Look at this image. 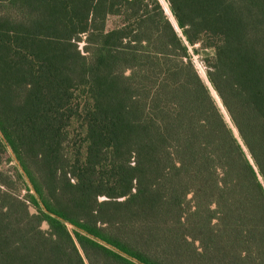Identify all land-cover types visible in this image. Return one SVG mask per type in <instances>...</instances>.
Wrapping results in <instances>:
<instances>
[{
	"label": "trees",
	"instance_id": "obj_1",
	"mask_svg": "<svg viewBox=\"0 0 264 264\" xmlns=\"http://www.w3.org/2000/svg\"><path fill=\"white\" fill-rule=\"evenodd\" d=\"M165 1L0 0V264H264V0Z\"/></svg>",
	"mask_w": 264,
	"mask_h": 264
},
{
	"label": "rangeland",
	"instance_id": "obj_2",
	"mask_svg": "<svg viewBox=\"0 0 264 264\" xmlns=\"http://www.w3.org/2000/svg\"><path fill=\"white\" fill-rule=\"evenodd\" d=\"M160 6L162 7L166 17L169 19V15L167 14L165 8H164V3L165 2L168 5L167 1L165 0H157ZM123 0H111V12L109 14V19H108V28H113L116 23L120 20L118 17L121 11ZM170 8V7H168ZM170 11V10H169ZM171 13V12H170ZM172 24V23H171ZM173 25V24H172ZM175 30L178 32V35L180 38H182L183 41H185L181 30L179 31L178 26L175 27ZM82 46V44H80ZM195 48H198V46H195ZM193 47L188 46V51L191 56L192 62L200 76V78L204 81L205 83V78H206V73H205V55L211 53L210 50H206L203 52H200L198 54H195L193 52ZM207 79V78H206ZM206 84V83H205ZM207 85V84H206ZM210 90V89H209ZM81 89L75 90L74 91V100L71 105L72 112H77L78 114L81 112V109L87 103V96L83 93H81ZM86 101V102H85ZM77 106L79 108L77 109ZM79 110V111H78ZM226 118V117H225ZM229 120V119H228ZM226 120L228 123L229 121ZM84 138V133L81 129V123L78 119H73L70 122V126L68 127V139L66 141V152L74 157L75 159L79 157L80 155L83 156L84 151H85V144L83 142ZM0 173H2V176L0 178H8L10 177L11 181L9 184L10 190L17 195L21 200L27 201L26 200V195L27 190L26 185H28L27 179L26 178H21L19 174H22L21 170L19 169L17 163L15 162L14 159H12L11 153L8 150L7 152L1 153L0 152ZM28 205V212L30 215H38V209L31 204L27 202ZM67 228L69 231H72L73 228L72 226L67 224ZM42 230H47L48 226L45 222L42 223L41 226Z\"/></svg>",
	"mask_w": 264,
	"mask_h": 264
},
{
	"label": "bare ground",
	"instance_id": "obj_3",
	"mask_svg": "<svg viewBox=\"0 0 264 264\" xmlns=\"http://www.w3.org/2000/svg\"><path fill=\"white\" fill-rule=\"evenodd\" d=\"M163 3H164V8H165L167 14L170 16V17H169L170 22H171L175 27H177V23H176V21H175L173 15L170 13L167 4H166L165 2H163ZM205 83L207 84L208 88L210 89L212 96H213V97L215 98V100L217 101L218 106L221 107V104H220V101H219L217 95L215 94L214 90L211 88V86H210V84L208 83V80H207L206 78H205ZM221 109H222V112L224 113V116L226 117V120H228V117H227V115L225 114V111L223 110V108H221ZM228 121H229V120H228ZM230 125H231V124H230Z\"/></svg>",
	"mask_w": 264,
	"mask_h": 264
},
{
	"label": "water",
	"instance_id": "obj_4",
	"mask_svg": "<svg viewBox=\"0 0 264 264\" xmlns=\"http://www.w3.org/2000/svg\"><path fill=\"white\" fill-rule=\"evenodd\" d=\"M220 104H221V103H220ZM220 108H222V106H221Z\"/></svg>",
	"mask_w": 264,
	"mask_h": 264
}]
</instances>
